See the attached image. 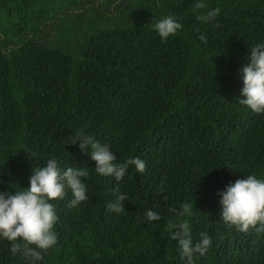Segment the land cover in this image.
Instances as JSON below:
<instances>
[{"label": "trees", "instance_id": "16d2710c", "mask_svg": "<svg viewBox=\"0 0 264 264\" xmlns=\"http://www.w3.org/2000/svg\"><path fill=\"white\" fill-rule=\"evenodd\" d=\"M205 2L220 9L209 22L193 0H0V191L27 187L48 158L88 170L87 200L52 201L58 241L40 264H184L169 235L184 202L193 241L211 237L194 264H264V233L226 225L217 195L264 176V114L239 103L238 72L264 41V0ZM165 15L182 27L162 41L152 25ZM80 129L145 171L99 176L71 142ZM121 193L124 209L106 210ZM146 208L160 220L144 222ZM9 244L0 264H27Z\"/></svg>", "mask_w": 264, "mask_h": 264}, {"label": "clouds", "instance_id": "9594fccd", "mask_svg": "<svg viewBox=\"0 0 264 264\" xmlns=\"http://www.w3.org/2000/svg\"><path fill=\"white\" fill-rule=\"evenodd\" d=\"M207 7L205 0H193L191 10L197 13V19L203 22L213 20L220 12L219 7ZM161 40L175 34L182 25L173 15H165L152 25ZM201 40L206 37L201 35ZM242 87L239 103L247 106L256 114H264V41L258 42L248 50V60L238 69ZM238 94V90H237ZM83 153L95 161L94 171L99 176H111L116 181L123 178L129 166L143 173L146 163L139 157H131L123 162L117 161L110 151L108 143H101L83 129L70 137ZM88 176L83 167H62L56 158L46 159L43 166L31 169L27 187H15L14 191H0V240L10 242L12 255L19 253L27 264H40L44 254L57 244L58 234L54 225L58 220L56 199H63L70 189L71 199L68 207H76L88 199L87 187L82 178ZM220 217L226 225L235 226L246 232L250 228L258 234L264 233V176L246 173L243 178L229 182L218 190ZM125 194H117L114 200L106 203V210L121 212L124 209ZM180 215L186 217L182 222L173 224L169 232L171 239H176L180 258L184 264H194L196 254L204 255L211 246V237L206 232L199 234L195 242L187 217L193 215V204L184 202L180 205ZM160 220V214L151 208L144 210V222ZM179 228L180 231H172Z\"/></svg>", "mask_w": 264, "mask_h": 264}]
</instances>
